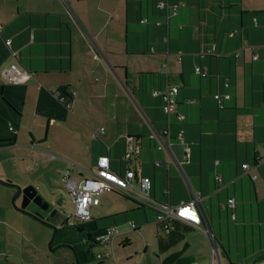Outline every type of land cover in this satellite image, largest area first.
<instances>
[{
    "label": "crops",
    "instance_id": "1",
    "mask_svg": "<svg viewBox=\"0 0 264 264\" xmlns=\"http://www.w3.org/2000/svg\"><path fill=\"white\" fill-rule=\"evenodd\" d=\"M0 26V179L9 183L0 184V264H24L26 243L33 247L32 221L12 204L16 186L34 183L44 158L71 165L73 179H89L101 156L120 175L128 166L150 178L157 204L189 202L191 190L199 195L216 245L212 260L211 240L184 230L168 249L155 211L115 193L125 205L114 202L87 223L92 234L120 231L106 264H221L220 251L233 264L232 246L235 264L264 260V162L257 164L264 152V0H0ZM12 64L30 77L8 82L3 71ZM174 85L182 122L151 96ZM54 89L70 93V109ZM68 128L80 140L75 150L61 137ZM167 128L171 154L157 149ZM125 136L141 146L128 165L121 161ZM99 206L100 198L92 208ZM131 222L139 228L130 230ZM248 226L256 231L252 250L240 255Z\"/></svg>",
    "mask_w": 264,
    "mask_h": 264
},
{
    "label": "built area",
    "instance_id": "2",
    "mask_svg": "<svg viewBox=\"0 0 264 264\" xmlns=\"http://www.w3.org/2000/svg\"><path fill=\"white\" fill-rule=\"evenodd\" d=\"M158 8L163 9L167 8L175 11L176 7H171L168 3L159 2ZM2 27L0 26V32ZM6 45L9 47L11 41H6ZM13 56H16L13 54ZM95 59H98L95 56ZM6 79L10 83H19L26 80L30 77L28 72L20 70L16 64L10 65L7 69L3 71ZM196 73L201 76H206V73L202 72L200 68L196 69ZM179 87L169 86L162 90H155L152 93L153 97H158L162 100L163 106L162 110L167 117L175 114L179 122L184 120L183 115L177 113V95ZM56 95V94H55ZM60 101L64 103V99L61 98ZM65 106L70 109L71 104L65 103ZM12 130V129H11ZM103 132V128L100 129ZM184 130L179 129L176 140L179 143L184 144ZM163 136L166 140L160 139L158 143V150H163L171 154L172 152V136L169 128L165 129ZM127 141L125 153L121 158L123 163L128 165L129 162L134 161V159L141 153V146L137 143H134L128 136H125ZM264 150V147H263ZM184 159L185 162H189L191 150L188 146H184ZM264 162V152L262 156L257 158V164ZM243 169L247 172L250 171V166L244 164ZM256 177H253V180ZM219 180V177H217ZM63 181L65 183L66 189L72 199V202L75 205V217L80 218L81 220L90 219V208L97 207L99 205V198L102 194L105 193H118L121 196L133 201L135 204L140 207L150 208L155 211V221L163 224L166 230H169L173 227V221H180L188 224L194 230L205 235L209 240H211L212 246V260L215 257L216 245L213 241L212 236L210 235L208 229L204 228L203 220L199 215V200L200 197L195 192L191 190L193 195L192 200L189 202H184L176 206L157 204L153 201L151 197L152 182L150 178L141 176L137 171L126 168L124 175H120L117 172L113 171L111 168V160L108 156H101L98 158L93 171V175L89 179L76 180L71 178L70 171H67L63 175ZM188 186L190 183L185 179ZM234 201L229 200L228 206L233 207ZM130 230L134 231L139 228L138 225L131 222L128 224ZM117 226H110L106 228L103 232L95 234L92 237V245L102 246L105 251L104 254L94 255L98 261H104L111 256V251L109 249L110 242L113 236L119 233Z\"/></svg>",
    "mask_w": 264,
    "mask_h": 264
},
{
    "label": "rangeland",
    "instance_id": "3",
    "mask_svg": "<svg viewBox=\"0 0 264 264\" xmlns=\"http://www.w3.org/2000/svg\"><path fill=\"white\" fill-rule=\"evenodd\" d=\"M68 130V133H62L61 137L66 142V148L68 150H75L74 144L75 142H80V140L74 138V133L69 128ZM37 153L40 155V152H37V150L34 152V155L38 156ZM32 165L35 166V162ZM70 167L71 165L61 160H52L50 158H44L42 163L38 164L39 171L37 178L34 180V183L29 186H33L36 189L38 195L49 204V209L44 211L33 202L29 203L25 209L26 214L32 221L30 238L33 247L31 244L26 243L28 250L26 251V261L24 260V264H99V261L92 259L91 256L107 252L102 246H90L92 243L88 240V235L90 233L92 234L93 231L90 232L87 223H89L90 220L96 221L103 218L105 214L110 212L114 202L125 205V200L114 192L105 193L100 196V206L90 209L89 220H81L75 217L76 208L63 181V175L66 173L67 168ZM17 198L19 207L22 203V196ZM29 208H35L37 211L31 213ZM53 211H56V214L51 217L50 214ZM35 214H38L43 219H48V224L57 229L53 244L51 245L52 248H56L55 251H52V248L49 246L54 230L35 219ZM66 218H68V223H65ZM79 228H82L83 231H80ZM240 230H242V228ZM253 233H256V231ZM253 233L248 226L246 235L248 239L245 240L247 243V250H245L244 246L239 247L240 255H244L245 251H247L248 254L251 253L252 240L250 237L253 236ZM93 235L95 234L93 233L92 236ZM239 242H242V237ZM258 244L259 242L256 240L254 244L256 250ZM230 250L232 253L231 258L233 259L231 261L235 264V247H230ZM109 261L110 260L107 259L104 263L106 264ZM220 261L221 264H231V262H229L230 260L227 259L221 251ZM255 264H264V260L258 261Z\"/></svg>",
    "mask_w": 264,
    "mask_h": 264
},
{
    "label": "water",
    "instance_id": "4",
    "mask_svg": "<svg viewBox=\"0 0 264 264\" xmlns=\"http://www.w3.org/2000/svg\"><path fill=\"white\" fill-rule=\"evenodd\" d=\"M0 184L9 185V183H7L6 181H3L2 179H0ZM16 189H17V191H16L14 198L12 200V204L17 211L26 214L25 209L29 205V203H31V202L37 204L44 211H47L49 209V204L47 202H45L38 195V192L36 191V189L33 186H27L25 188H21V187L16 186ZM19 196H22V203L18 207L15 205V200ZM137 206L140 207L139 205H137ZM55 214H56V211H53L50 214V216L52 217ZM34 217H35V219H37L41 223L49 226L50 228H52L54 230V234H53L52 239H51L50 244H49V246L51 247V245L53 244L57 229L54 226H51L48 224V219H43L38 214H35ZM204 222L208 225L207 221L204 220ZM65 223H68V218L65 219ZM55 250H56V248H52V251H55Z\"/></svg>",
    "mask_w": 264,
    "mask_h": 264
},
{
    "label": "trees",
    "instance_id": "5",
    "mask_svg": "<svg viewBox=\"0 0 264 264\" xmlns=\"http://www.w3.org/2000/svg\"><path fill=\"white\" fill-rule=\"evenodd\" d=\"M158 3L159 1H157V8H158ZM155 91V90H153ZM153 91L151 92V96H152V93ZM53 92L57 95V97L59 99L63 98L64 99V104L65 103H69V100L71 98V95L70 93H68L65 89H54ZM4 142H0V144H3ZM123 197V196H122ZM125 198V197H124ZM158 225H159V231L165 236V238L163 237H160V241L162 243V241H167V247L168 249L171 248L175 243H176V236H180V233L183 232L184 230L186 232H189V230H194L191 226H189L188 224L184 223V222H180V221H176L174 220L173 221V227L169 230H166L163 226V224L159 223L158 222ZM80 231H83L82 228H79ZM88 240L91 242L92 241V237L91 235L89 234L88 235ZM91 247H93V245L90 244ZM167 247H165L163 245V248L160 250V253H164L166 250H167ZM92 259L98 261L94 255L91 256ZM100 264H102V261H99Z\"/></svg>",
    "mask_w": 264,
    "mask_h": 264
}]
</instances>
